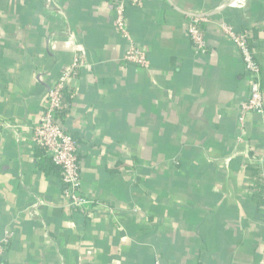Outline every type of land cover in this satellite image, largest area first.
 <instances>
[{
	"label": "crops",
	"instance_id": "crops-1",
	"mask_svg": "<svg viewBox=\"0 0 264 264\" xmlns=\"http://www.w3.org/2000/svg\"><path fill=\"white\" fill-rule=\"evenodd\" d=\"M113 3L0 0V240L13 234L1 264H262L264 113L240 122L250 80L223 29L251 32L264 88V0H140L127 36ZM194 15L207 16L204 54ZM77 60L59 117L83 209L32 140Z\"/></svg>",
	"mask_w": 264,
	"mask_h": 264
},
{
	"label": "built area",
	"instance_id": "built-area-1",
	"mask_svg": "<svg viewBox=\"0 0 264 264\" xmlns=\"http://www.w3.org/2000/svg\"><path fill=\"white\" fill-rule=\"evenodd\" d=\"M114 11L117 15L118 27L127 36L124 16L128 5L139 6L140 0H114ZM205 15L190 17L188 24V36L197 53L204 54L208 50V44L203 29L206 21ZM224 33L235 46L242 57L250 80V93L248 99L242 104L240 122L244 121L246 113H264V88L262 83V69L251 46L252 35L248 30L238 32L229 26H224ZM138 65H146L143 58H139L136 52L131 51L127 57ZM83 63L79 60L69 68L59 80L51 87L45 105V110L32 129V140L36 146L43 148L51 157L53 163L61 169L62 197L68 207L83 209L90 203V199L82 192V173L78 155V143L67 132L62 124V115L68 108L64 95L69 80L80 71ZM39 204L34 205L37 206ZM34 207L29 214L34 215ZM13 237L8 232L0 240V264L6 254L7 248ZM156 264H160L157 261ZM264 264V260L262 262Z\"/></svg>",
	"mask_w": 264,
	"mask_h": 264
},
{
	"label": "trees",
	"instance_id": "trees-1",
	"mask_svg": "<svg viewBox=\"0 0 264 264\" xmlns=\"http://www.w3.org/2000/svg\"><path fill=\"white\" fill-rule=\"evenodd\" d=\"M251 45H252V39H251ZM65 95H66V92H65ZM65 95H64V100H65ZM64 113H65V112H64ZM60 116H61V115H60ZM36 147H37V150L39 151V154H40V157H41V159H42V163H43V165H44L45 167H47V166H51V167H53V168H55V169H58V170L61 172V169L53 163L51 157H49V156L46 154L45 150H44L43 148L39 147V146H36ZM259 196H260V199H259V198H258V199L264 202V197H262L261 195H259ZM256 197H257V196H256ZM9 245H10V244H9ZM8 247H9V246H8ZM7 249H8V248H7Z\"/></svg>",
	"mask_w": 264,
	"mask_h": 264
}]
</instances>
